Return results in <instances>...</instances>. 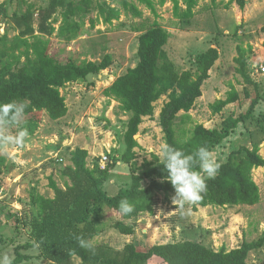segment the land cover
Masks as SVG:
<instances>
[{
	"label": "rangeland",
	"instance_id": "rangeland-1",
	"mask_svg": "<svg viewBox=\"0 0 264 264\" xmlns=\"http://www.w3.org/2000/svg\"><path fill=\"white\" fill-rule=\"evenodd\" d=\"M70 1L77 3L80 0ZM229 1L217 0L213 4L212 0H199L195 15L187 22L176 17L172 0H167L164 5L157 3L158 15L137 0H91L85 15L74 16L79 24L66 32L61 30L64 8H58L53 16L57 18L53 23L55 31L46 36L50 40V50L66 61L73 58L80 65L88 61H100L110 54L112 64L99 73H91L85 79L69 82L61 88L69 108L65 117L55 120L44 112L38 128L33 134H28L23 146H0V257L8 254L14 259L18 247L34 240L29 223L37 210L32 198L36 194L54 196L51 177L62 187L70 181L62 172L71 163L69 148L88 144V150L91 151L88 164L91 167H102L101 159L107 155L106 167L117 162L110 173L114 175L115 181L121 179L118 187L130 184L131 164L120 160L126 150L124 135L130 113L123 110L116 99L105 95L104 90L117 77L125 74L128 68L138 64L139 36L156 20L169 31L165 49L169 60L178 70H191L197 75L200 53L210 47H217L220 53L210 70V77L203 84V95L189 111L192 119L186 118L182 111L175 121L178 139L190 136L196 123L211 128L220 127L229 115L239 116L249 108L251 99L256 96V89L253 85H247L237 71L235 58L238 46L246 49L249 73L259 83V92L264 93V70L257 69L259 65H264V0H249L245 9ZM100 2L105 3L106 7H117L118 16L107 22L100 12ZM180 2L185 7L183 0ZM228 2L230 4L226 7ZM126 3L137 5L142 14L136 15L130 7H125ZM49 4L50 0H0V34L7 35L13 43L22 38L32 42L34 36H22L13 17L32 7L33 25L36 34H39V11ZM26 41L21 43L19 49H26ZM27 55V51H21L17 58L26 61ZM16 63V59L0 58V74L9 77V71L15 69ZM233 85L240 93L239 100L214 114L211 103L226 98ZM246 86L251 97L245 94ZM167 100V95L161 96L155 102L154 115L144 116L141 122L136 135L140 146L135 148L138 173L151 168L146 161L155 162L153 154L164 159L161 148L166 140L160 112ZM20 130L9 125L0 126V135H15ZM253 142H259L260 153L264 156V100L257 105L254 117L245 124L239 123L211 154L219 164L232 149L244 144L252 147ZM253 173L261 190V201L255 205H208L200 206L196 211L193 206L185 205L182 214L181 209L172 203L175 190L167 194L156 191L157 204L153 213L146 212L127 219L128 223L135 224L133 234L124 235L114 228L115 215L104 208L99 226L103 232L89 242L107 243L122 249L131 241L137 244V249L147 250L153 244L189 239L215 249L222 246L230 249L238 246L243 238L258 239L264 231V170L256 168ZM154 177L156 175L145 178L142 184L146 186ZM110 180L105 184L106 189L114 195L118 187H111L115 183H110ZM21 252L29 253L32 257L19 264H50L38 246L22 248ZM75 262L79 263L80 259L75 258ZM149 264L167 263L160 258H153ZM247 264H264V246L250 252Z\"/></svg>",
	"mask_w": 264,
	"mask_h": 264
},
{
	"label": "trees",
	"instance_id": "trees-1",
	"mask_svg": "<svg viewBox=\"0 0 264 264\" xmlns=\"http://www.w3.org/2000/svg\"><path fill=\"white\" fill-rule=\"evenodd\" d=\"M149 7L158 15L157 3L164 5L167 0H137ZM174 14L190 22L195 15V7L199 0H172ZM216 4L217 0H212ZM245 9L249 0H230ZM225 4L226 7L228 4ZM91 0H50L48 7L41 8L38 17L36 34L34 11L32 7L21 15H14V24L21 31L22 36H34L32 42L22 38L17 43L11 42L7 35L0 34V58L16 59V67L9 71V77L0 74V104L11 102L25 103L23 120L19 127L9 124L10 127L26 129L33 134L42 120V113L46 112L52 119L58 120L68 113L66 97L61 88L69 82L85 79L91 73H99L112 64V57L106 54L100 61H88L82 65L73 58L64 60L56 52L50 50L49 38L55 31L53 17L59 7H63L61 30L71 31L79 24L75 15H85L89 10ZM105 20L110 22L119 14V9L106 4H98ZM136 15L142 11L137 5L125 4ZM53 20L50 21V18ZM93 20V19H92ZM170 34L159 21L146 29L139 36V62L128 68L127 72L115 79L105 88V95L116 99L123 110L130 112L124 139L126 150L120 160L131 164L132 180L128 186L121 187L111 195L105 188L106 182L111 179L117 162H112L106 168L99 165L91 167L88 164L89 150L84 147H75L68 150L71 163L62 170L69 178L64 187L59 186L51 177L50 185L54 189V196L36 194L32 200L37 212L30 220L31 235L34 240L25 243L16 249L13 264H19L32 255L22 253L21 249L38 246L41 254L50 264H149L153 258H160L167 264H247L252 250L264 246V231L255 240L243 238L238 246L230 249L225 246L219 249L205 245L196 240H183L167 243H157L147 250H139L133 242H128L122 249L107 244L91 243L92 249L80 247L78 238L90 241L101 231V211L108 208L114 213L113 226L123 234H133L135 224L128 223L127 219L136 218L144 213H153L157 204L156 191L165 194L175 190L167 179L168 171L157 154H153L156 161H146L151 166L138 173L136 166L135 148L140 146L136 135L144 116L152 117L155 102L163 95L168 96L160 112V123L165 133L166 144L181 150L185 155H193L200 147L210 152L222 144L230 136L232 130L239 123L244 124L255 115V109L264 93L258 90L259 83L254 81L248 70V56L243 46H238V55L235 58L237 71L243 81L253 85L256 96L251 99L249 108L239 116L229 115L222 121L220 127H207L203 123H196L186 139L176 137L175 121L180 112L184 111L186 118L192 119L189 111L195 106L199 97L203 95V83L210 77V70L219 58V49L210 47L199 54L197 58L199 73L195 75L191 70L180 71L169 60L165 45ZM27 42L26 49H19L21 43ZM20 50V51H18ZM27 51L26 61L18 60L20 52ZM247 97H251L247 86L244 88ZM240 93L233 85L226 98L216 99L210 108L214 114L221 112L226 105L238 101ZM250 128V127H247ZM118 161V160H117ZM220 167L215 178H205L207 190L202 193L199 202L192 205L196 211L200 206H234L241 204L255 205L261 201V190L256 182L253 171L264 167V156L260 153L259 142L249 145H240L232 149L227 158L219 163ZM194 171L200 170L198 162L194 164ZM156 175L149 184L144 186L143 180ZM127 199L134 205V211L123 215L119 211V202ZM75 258L80 262L76 263Z\"/></svg>",
	"mask_w": 264,
	"mask_h": 264
},
{
	"label": "clouds",
	"instance_id": "clouds-1",
	"mask_svg": "<svg viewBox=\"0 0 264 264\" xmlns=\"http://www.w3.org/2000/svg\"><path fill=\"white\" fill-rule=\"evenodd\" d=\"M25 107V103L0 104V126L6 127L11 124L19 127ZM27 136L26 129H21L15 135H0V146H23ZM161 152L168 171L167 179L175 189L172 203L179 207L183 214L185 205L192 206L201 200L202 193L207 190L205 176L210 179L215 178L220 165L205 147H200L193 155H185L181 150L165 144ZM197 162L199 172L193 170ZM119 211L123 215H128L134 211V205L127 199H122L119 202ZM78 243L82 248L92 249L91 243L83 238H78ZM0 264H13V259L8 254H4L0 257Z\"/></svg>",
	"mask_w": 264,
	"mask_h": 264
},
{
	"label": "crops",
	"instance_id": "crops-1",
	"mask_svg": "<svg viewBox=\"0 0 264 264\" xmlns=\"http://www.w3.org/2000/svg\"><path fill=\"white\" fill-rule=\"evenodd\" d=\"M246 19V18H245ZM204 84V83H203ZM202 88H203V86H202ZM203 91H204V89H203ZM130 113V112H129ZM130 116H131V113H130ZM65 117V116H64ZM130 118V117H129ZM206 126V125H205ZM211 128V127H210ZM78 146H80V147H84V148H87L88 149V144H86V145H77V146H74V147H71L70 149H74L75 147H78ZM90 152V154H91V151H89ZM119 162H121V161H119ZM257 169H263L264 170V167H262V166H260V167H258ZM117 175L119 176V173H117ZM253 175H254V173H253ZM114 175L112 174V176H111V180H110V183H115L114 185H112L111 187H115V185L118 187V183L119 182H121V179H119V178H117V180L115 181V179H114V177H113ZM107 186H109V185H107ZM105 188H106V185H105ZM119 189H120V187H118V191H119ZM108 193L110 194V192H109V190H108ZM111 195H113V194H111ZM202 207V206H201ZM127 221V220H126ZM128 222V221H127ZM102 230L100 231V233L98 234V235H96L95 237H99V235L100 234H102ZM124 235H127V234H124ZM129 235H131V234H129ZM94 237V238H95ZM93 238V239H94ZM93 239H91L90 241H92ZM128 242H131V241H128ZM127 242V243H128ZM92 243V242H91ZM100 243V242H99ZM101 244H107V243H101ZM107 245H110V244H107ZM135 245H137L136 243H135ZM205 245H207V244H205ZM110 246H112L113 247V245H110ZM125 246V245H124ZM114 248H116V247H114Z\"/></svg>",
	"mask_w": 264,
	"mask_h": 264
},
{
	"label": "built area",
	"instance_id": "built-area-1",
	"mask_svg": "<svg viewBox=\"0 0 264 264\" xmlns=\"http://www.w3.org/2000/svg\"><path fill=\"white\" fill-rule=\"evenodd\" d=\"M259 68H262L263 70H264V65L262 64V65H259L258 67H257V69H259ZM107 160H108V156L107 155H104L103 157H102V159H101V162H102V164H101V168H106V162H107Z\"/></svg>",
	"mask_w": 264,
	"mask_h": 264
}]
</instances>
